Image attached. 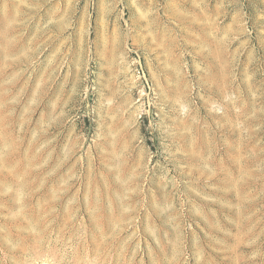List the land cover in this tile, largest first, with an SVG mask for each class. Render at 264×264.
I'll list each match as a JSON object with an SVG mask.
<instances>
[{"label": "rangeland", "instance_id": "374dc122", "mask_svg": "<svg viewBox=\"0 0 264 264\" xmlns=\"http://www.w3.org/2000/svg\"><path fill=\"white\" fill-rule=\"evenodd\" d=\"M0 264H264V0H0Z\"/></svg>", "mask_w": 264, "mask_h": 264}]
</instances>
